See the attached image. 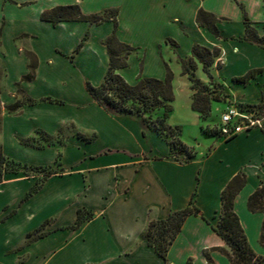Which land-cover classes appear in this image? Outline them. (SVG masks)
I'll return each instance as SVG.
<instances>
[{
  "label": "crops",
  "instance_id": "crops-1",
  "mask_svg": "<svg viewBox=\"0 0 264 264\" xmlns=\"http://www.w3.org/2000/svg\"><path fill=\"white\" fill-rule=\"evenodd\" d=\"M239 1L244 0H0L2 153L21 164L58 166L37 193L9 206L10 211L0 217V235L12 236L20 228L25 238L41 229L44 234L23 249L12 251L16 244L8 248V254L0 253V264H193L194 253L203 254V264H207L204 251L212 264L220 258L230 264L216 250L226 245L210 226L217 224L222 190L238 174L244 175L245 185L234 199L233 210L251 249L264 257V246L259 244L263 215L247 209L248 197L264 183V136L259 125L224 141L205 136L201 128L206 122L192 110L194 91L179 62L190 56L195 44L218 48L220 67L214 63L210 73L228 91L230 106L255 105L264 98V49L243 41L239 7L243 6L247 20L264 36V3L244 1L250 9L246 5V13ZM220 2L238 7L236 31L234 21L220 11ZM72 5L84 15L117 10L116 36L134 49L127 56V66L117 71L128 84L134 85L138 77L163 80L167 65L173 92L167 124L179 127L180 140L194 147L191 162L172 159L168 144L155 132L147 131L144 137L139 119L110 115L91 98L85 84L97 87L106 76L109 56L104 41L114 31V23L54 24L40 18L44 11ZM199 10L218 19V36L196 23ZM226 44L231 58L223 62ZM26 53L36 60L30 81L24 80L30 73ZM252 70L262 71L247 83L233 81ZM195 74L208 84L200 63ZM17 102L20 106L9 112L7 107ZM216 104L212 103L211 111ZM65 129L69 131L62 143L41 149L24 145L38 134L52 138ZM20 183L28 184V189L34 182L2 181L0 188ZM193 194L199 214L184 220L164 261L141 234L149 222L165 220L186 208ZM38 204L51 210L49 215L34 228L22 226ZM78 209L93 216L70 230ZM255 240L262 249H255ZM19 255L26 256L24 262L18 263Z\"/></svg>",
  "mask_w": 264,
  "mask_h": 264
},
{
  "label": "trees",
  "instance_id": "trees-1",
  "mask_svg": "<svg viewBox=\"0 0 264 264\" xmlns=\"http://www.w3.org/2000/svg\"><path fill=\"white\" fill-rule=\"evenodd\" d=\"M264 3V0H263ZM243 15L244 35L243 41L254 44L264 49V36H260L252 23L247 20L243 6L239 4ZM116 9L106 10L100 14L84 15L80 8L76 5L57 7L55 9L44 11L40 18L44 21L57 23L60 21H86L89 23L99 24L105 21L112 20L114 23V31L108 36L104 45L109 56V67L103 82L94 87L86 82L85 88L91 98L102 107L108 114L113 116H131L139 119L142 125V135L145 137L147 131H153L160 136L169 146V156L179 161L180 163L191 162L195 158L194 150L186 146L181 140V130L179 127H171L167 124V118L172 112L171 102L173 101L172 92V73L165 65L166 75L163 80L154 78L138 77L134 85L128 84L120 75L117 74L119 69L127 66V56L134 50L131 46L122 43L116 36ZM216 19L212 14L199 10L196 14V23L199 26L206 27L214 36H218L219 32L216 27ZM78 46L77 50L80 48ZM30 60L28 69L29 74L24 77V80L30 81L33 78L36 68V60L34 55L26 53ZM220 57L218 48H206L197 44L191 48V53L188 58L180 59V66L183 75H186L191 83V89L194 91L192 96V110L196 111L201 120H204L210 113V101L219 102L221 91L217 92L216 96L208 98L204 91L209 85H214L215 88H224V86L213 80L210 73V67L216 63L220 67V62L217 59ZM197 63L202 65L203 72L207 75L208 84L202 83L196 76L195 71ZM262 70H252L247 72L242 77L234 78L237 83H247ZM1 74V70H0ZM227 95H224V98ZM26 103L33 104L34 101L26 99ZM20 103L8 106L9 112H14ZM241 112L252 114V117L261 123L259 129L264 136V98L255 105H237ZM147 116V121L144 116ZM202 129V128H201ZM1 130V116H0ZM203 131V129H202ZM47 138H50L46 136ZM91 140L88 139V141ZM25 145H27L25 143ZM175 149L177 152H175ZM183 153L184 157H180ZM56 164L59 165V156L56 159ZM21 167L27 168L28 165L21 164L4 156L0 149V183L7 173L17 174ZM30 167V166H29ZM42 170H47L46 177L55 174L56 172L50 168L36 167ZM25 176H28L25 173ZM245 185V177L243 174H238L232 178L226 187L221 192V209L218 213V221L216 226H210L212 231L219 236L226 245V248H217L229 260L230 264H264V257L257 255L251 249L243 228L240 225L239 219L233 210V202L237 194ZM41 184H35V187L28 192L22 202L28 200L32 195L37 193L41 188ZM194 194L188 206L182 210L171 213L167 219L151 221L147 225L141 237L146 241V244L154 249L156 255L162 260H166V254L172 241L179 233L182 223L189 215L199 214V210L193 204ZM247 209L251 213H261L263 221L259 235V244L264 246V183L259 186L247 199ZM91 212L78 209L74 223L68 228L70 230L77 229L82 223L92 218ZM205 220V219H204ZM208 223L207 220H205ZM209 224V223H208ZM28 234L27 237H30ZM44 234H39L31 241L40 239ZM207 264H212L208 252L204 251Z\"/></svg>",
  "mask_w": 264,
  "mask_h": 264
},
{
  "label": "rangeland",
  "instance_id": "rangeland-1",
  "mask_svg": "<svg viewBox=\"0 0 264 264\" xmlns=\"http://www.w3.org/2000/svg\"><path fill=\"white\" fill-rule=\"evenodd\" d=\"M244 1L248 3V0H244ZM244 1H241V2L239 1V2L242 3L245 7L247 4ZM219 9H220V11H224L228 15V17L234 21L232 29L234 31H236V22L238 20L239 14H240L238 7L237 8L232 7V5H229L227 2H225V6H223L222 3L220 2L219 3ZM248 9H249V6H248ZM245 11H246V13H248L246 7H245ZM252 16L255 17V15H253V14H252ZM230 49L231 48L228 44H226L224 46L223 57H222L223 62H227L231 58ZM1 77H2V72L0 74V78ZM1 85L2 84H1V80H0V89H1ZM219 91H221L220 98H223V99L219 102L210 101V113L208 116H206L204 118L203 121L206 122V125H205V127H202L203 133L205 134V136L213 138L214 142L224 141V139H227V137H225L222 133L223 126L221 123V115L223 113L227 112L231 103H230L228 91L225 88H223V89L220 87L215 88V86L212 84V85L208 86V89L206 91H204V94L208 98L216 96L217 92H219ZM245 91L248 92V94H250V96H253L252 90L247 89ZM224 95H227V97L224 98ZM213 102H216L219 104H216V107L214 108V110L211 111V105ZM237 108H239V107L237 106ZM0 113H1V106H0ZM129 117H131V116H129ZM144 118L147 121H149V119L146 115L144 116ZM260 123L261 122L259 121V124ZM68 131H69V129H65L58 136L52 137V138H47L46 136H44L42 134H38L36 136V138H34L32 141H26V142L24 141V143H26L30 147H33L36 149H41V148H44L46 145H55L57 143H62L63 141L66 140V133ZM201 140L206 141L208 139L203 137V139H201ZM189 143L190 144L192 143V145L195 146V142L189 141ZM1 147L2 146H1V141H0V149H1ZM192 149H194V147ZM175 152H177L176 149H175ZM180 157L183 158L184 154L181 153ZM29 166L30 165H28L27 168L21 167L20 171L17 174L7 173L4 175L2 181H4L5 184L17 183L20 181L21 182H27V181H30V179H33L34 183H32V185H30V187L28 189H27L28 184L25 185V183L16 184V185L10 186L6 189L0 188V207L2 204H5V203L7 205L4 208H0V217H3L5 214H7V212L10 211L9 206H13V205H15V203L18 205L19 202H22V200H24L26 194L28 192H30V190L32 188L35 187L36 182H37V184L42 185L44 183V181L46 180V173H47L46 169L41 171L39 168L37 169L35 166H30V167ZM57 168H58V166L56 167L54 165V168H50V169L57 172L58 171ZM25 173H27L28 176H25ZM33 211L34 212L32 213V216L29 218V220L26 221V224H24L22 226L34 228V226L39 224V222L42 218H45L51 212V210L43 208L39 204H38V206L33 208ZM22 233H23V230H21V228H20V230H17V232H15V234L12 236H6L5 233H2V235H0V253H1V255L8 254L9 251L11 250L8 248L11 246H14L16 244H17V246L15 248H13L12 251L23 249L26 245L30 244V242L33 238H35L39 234H43V230L42 229L38 230V231L32 233L31 236L27 237V238H25L22 235ZM254 245H255V249H257V250L262 249L258 245V240H255ZM25 258H26V256L19 255L18 263L24 262ZM191 259L193 261V264H203V261H204L203 254H201V253H194L191 256ZM223 259L225 260V258H223ZM223 259L220 258L219 261L217 262V264H223L224 263Z\"/></svg>",
  "mask_w": 264,
  "mask_h": 264
},
{
  "label": "built area",
  "instance_id": "built-area-1",
  "mask_svg": "<svg viewBox=\"0 0 264 264\" xmlns=\"http://www.w3.org/2000/svg\"><path fill=\"white\" fill-rule=\"evenodd\" d=\"M222 133L229 138L235 134L258 126L259 121L252 117V114L241 112L237 106L232 105L227 112L221 115Z\"/></svg>",
  "mask_w": 264,
  "mask_h": 264
}]
</instances>
